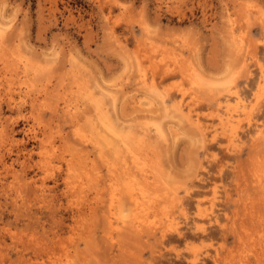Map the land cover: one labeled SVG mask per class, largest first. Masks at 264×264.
<instances>
[{"label": "rangeland", "instance_id": "rangeland-1", "mask_svg": "<svg viewBox=\"0 0 264 264\" xmlns=\"http://www.w3.org/2000/svg\"><path fill=\"white\" fill-rule=\"evenodd\" d=\"M0 30V264H264V0H0Z\"/></svg>", "mask_w": 264, "mask_h": 264}, {"label": "bare ground", "instance_id": "bare-ground-1", "mask_svg": "<svg viewBox=\"0 0 264 264\" xmlns=\"http://www.w3.org/2000/svg\"><path fill=\"white\" fill-rule=\"evenodd\" d=\"M9 23V22H8ZM7 23V24H8ZM2 26V25H1ZM4 26V25H3ZM2 29V28H1ZM1 31V30H0ZM16 42V41H15ZM55 55V54H54ZM42 61H44V60H42ZM30 70V69H29ZM144 80V79H143ZM146 81V80H145ZM105 90V89H104ZM103 91V90H102ZM12 100H14V99H12ZM116 100V99H115ZM238 100V99H237ZM239 100H240V98H239ZM241 101V100H240ZM116 102V101H115ZM138 102V101H137ZM181 102V101H180ZM86 103V102H85ZM239 103V102H238ZM151 105V104H150ZM93 107V106H92ZM104 107V106H103ZM102 107V108H103ZM186 108V107H185ZM72 110V109H71ZM113 110V109H112ZM178 110H180V109H178ZM86 111V110H85ZM75 112H76V110H75ZM84 112V111H83ZM66 113V112H65ZM80 114V113H79ZM103 115V114H102ZM150 115V114H149ZM69 117V116H68ZM78 117H80V116H78ZM107 117V116H106ZM74 118V117H73ZM220 119V121L221 122H223L222 121V117H220L219 118ZM195 121V120H194ZM99 122V121H98ZM193 122V121H192ZM197 122V121H196ZM87 125H85V126H88V123H86ZM123 124H125V123H123ZM199 124V123H198ZM202 124V123H201ZM146 126V125H145ZM169 127V126H168ZM104 129H106V128H104ZM140 131V130H139ZM204 131V130H203ZM174 132V131H173ZM116 133V132H115ZM160 133H163V132H160ZM153 134V133H152ZM151 135V134H150ZM7 136V135H6ZM132 136V135H131ZM162 136V135H161ZM116 137V136H115ZM119 137V136H118ZM118 137H116V138H118ZM152 137V136H151ZM99 138H101V136L99 137ZM103 139V138H102ZM100 140V139H99ZM104 140V139H103ZM102 141V140H101ZM111 141V140H110ZM162 141V140H161ZM103 142V141H102ZM104 142H106V140L104 141ZM122 144V143H121ZM105 145H107V143L105 144ZM98 146V145H97ZM115 146V145H114ZM113 147V146H112ZM104 148V147H103ZM109 148H111V147H109ZM124 149V148H123ZM78 150V149H77ZM105 150V149H104ZM126 150V149H125ZM130 150V149H129ZM127 154H128V151H127ZM129 155V154H128ZM129 158V157H128ZM135 160H136V158H135ZM134 160V161H135ZM139 161V160H138ZM4 162V161H3ZM137 162V161H136ZM131 163V162H130ZM4 164V163H3ZM132 164H134V163H132ZM135 165V164H134ZM133 165V166H134ZM157 165V164H156ZM85 166V165H84ZM144 166V165H143ZM155 166V165H154ZM138 168H139V166H137ZM141 168H142V165L140 166ZM79 168V167H78ZM140 168V169H141ZM138 170V169H137ZM144 171V170H143ZM136 172H139V171H136ZM142 172V171H141ZM153 173H155V172H153ZM122 174V173H121ZM120 174V175H121ZM88 175V174H87ZM128 176H130V175H128ZM110 178V177H109ZM119 179V178H118ZM141 179V178H140ZM121 180V179H120ZM84 182V181H83ZM117 182V181H116ZM123 184V183H122ZM111 184H109V186H110ZM109 186H108V188H109ZM144 188V187H143ZM120 189V188H119ZM130 190V189H129ZM140 190V189H139ZM142 190V189H141ZM114 191V190H113ZM126 192H127V190H126ZM125 193V192H124ZM121 194H122V192H121ZM126 194V193H125ZM128 194H129V192H128ZM146 194H147V192H146ZM150 194V193H149ZM123 195V194H122ZM145 194H144V192L143 191H138V192H134V193H131V197H132V200H131V202H133V205L135 206V208H139V205L141 204V202H142V199L145 197L144 196ZM121 196V195H120ZM130 196V195H129ZM151 196V195H150ZM123 197V196H122ZM126 197H127V195H126ZM159 198V197H158ZM131 199V198H130ZM149 199V198H148ZM167 199V198H166ZM111 200V199H110ZM119 200V199H118ZM128 201V200H127ZM121 202V201H120ZM119 202V203H120ZM128 204H130V203H128ZM148 204V203H147ZM153 204V203H152ZM120 205V204H119ZM118 205H116V207H117ZM133 206V207H134ZM151 206V205H150ZM119 207V206H118ZM145 207V206H144ZM129 208H131V207H129ZM150 209H151V207H150ZM136 212V211H135ZM129 213V212H128ZM133 213V212H132ZM168 213V212H167ZM162 215H163V213H162ZM135 216V215H134ZM133 216V217H134ZM144 216H145V214H144ZM147 216H145L144 218H146ZM163 217H164V215H163ZM165 217H166V215H165ZM144 218H142L141 220H143ZM146 219H148V218H146ZM167 219H169V218H167ZM137 220V219H136ZM135 220V221H136ZM140 220V222H142L143 223V221H141ZM138 222H139V220H137ZM147 221V220H146ZM118 222V221H117ZM122 222V221H121ZM140 222H139V224H140ZM158 222V221H157ZM167 222V221H166ZM146 223H148V221L146 222ZM150 223V222H149ZM121 224V223H120ZM130 224V223H129ZM110 225V224H109ZM138 225V224H137ZM143 226V225H142ZM124 227V226H123ZM133 228V227H132ZM138 230V229H137Z\"/></svg>", "mask_w": 264, "mask_h": 264}]
</instances>
